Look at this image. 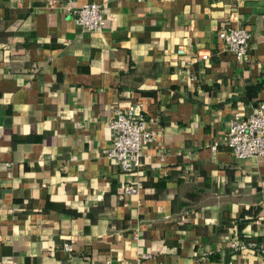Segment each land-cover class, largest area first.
Wrapping results in <instances>:
<instances>
[{"label":"crops","instance_id":"0c3cea01","mask_svg":"<svg viewBox=\"0 0 264 264\" xmlns=\"http://www.w3.org/2000/svg\"><path fill=\"white\" fill-rule=\"evenodd\" d=\"M88 1L99 30L74 18ZM229 25L250 32L246 63ZM263 98L264 0H0V264H264L226 244L264 240V156L225 142ZM135 102L157 137L126 173L103 149Z\"/></svg>","mask_w":264,"mask_h":264},{"label":"built area","instance_id":"2783aa9c","mask_svg":"<svg viewBox=\"0 0 264 264\" xmlns=\"http://www.w3.org/2000/svg\"><path fill=\"white\" fill-rule=\"evenodd\" d=\"M73 14L85 30H99L105 24L101 5L96 1L80 4L73 9ZM218 36L239 63L249 60L250 32L246 26L220 27ZM177 52L183 53L184 48L178 47ZM209 55V50L198 52L202 59H207ZM108 123L112 138L110 146L104 148L103 153L115 158L121 171L132 172L141 166L143 147L155 141L157 132L149 126L141 102L131 103L125 108H114L108 117ZM225 142L236 157L264 156V98L246 115H242L238 108L234 110L228 123ZM140 184L139 180L127 181L121 185V192L137 193ZM226 244L232 250L251 248L264 253V240L245 234L229 238ZM64 248L69 250L71 245L65 243ZM107 263L108 260H99L95 264Z\"/></svg>","mask_w":264,"mask_h":264},{"label":"trees","instance_id":"16d2710c","mask_svg":"<svg viewBox=\"0 0 264 264\" xmlns=\"http://www.w3.org/2000/svg\"><path fill=\"white\" fill-rule=\"evenodd\" d=\"M245 212H249V213H254L255 211L253 209H251V207L249 209H247ZM242 219H241V222L239 223V226H238V229L241 228L242 224L246 221L244 217V212L242 213ZM240 231V230H239ZM243 233L242 232H239L238 235H242Z\"/></svg>","mask_w":264,"mask_h":264}]
</instances>
